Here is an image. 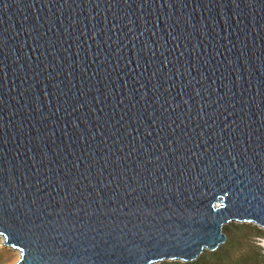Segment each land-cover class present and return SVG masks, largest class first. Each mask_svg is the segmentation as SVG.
Instances as JSON below:
<instances>
[{"label": "water", "instance_id": "95a60500", "mask_svg": "<svg viewBox=\"0 0 264 264\" xmlns=\"http://www.w3.org/2000/svg\"><path fill=\"white\" fill-rule=\"evenodd\" d=\"M264 227V0H0V236L13 264L193 261Z\"/></svg>", "mask_w": 264, "mask_h": 264}, {"label": "rangeland", "instance_id": "374dc122", "mask_svg": "<svg viewBox=\"0 0 264 264\" xmlns=\"http://www.w3.org/2000/svg\"><path fill=\"white\" fill-rule=\"evenodd\" d=\"M227 239L210 254L205 249L199 257L204 264H264V227L251 222L232 221L223 226ZM20 251L5 245L0 236V264H13ZM158 263V262H157Z\"/></svg>", "mask_w": 264, "mask_h": 264}, {"label": "trees", "instance_id": "16d2710c", "mask_svg": "<svg viewBox=\"0 0 264 264\" xmlns=\"http://www.w3.org/2000/svg\"><path fill=\"white\" fill-rule=\"evenodd\" d=\"M210 254H217V251H209ZM154 264H204V260L201 257L193 261H180V260H164Z\"/></svg>", "mask_w": 264, "mask_h": 264}, {"label": "bare ground", "instance_id": "6f19581e", "mask_svg": "<svg viewBox=\"0 0 264 264\" xmlns=\"http://www.w3.org/2000/svg\"><path fill=\"white\" fill-rule=\"evenodd\" d=\"M2 237H3V236H2ZM3 241H4V238H3ZM4 244L7 245L5 242H4ZM8 246H10V245H8ZM11 247H12V246H11Z\"/></svg>", "mask_w": 264, "mask_h": 264}]
</instances>
